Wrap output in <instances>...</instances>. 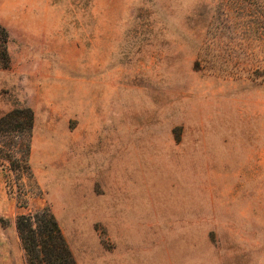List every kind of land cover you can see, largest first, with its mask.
I'll return each instance as SVG.
<instances>
[{
    "label": "rangeland",
    "instance_id": "1",
    "mask_svg": "<svg viewBox=\"0 0 264 264\" xmlns=\"http://www.w3.org/2000/svg\"><path fill=\"white\" fill-rule=\"evenodd\" d=\"M162 5L0 0V118L34 112L0 131V264L45 208L78 264H264V0Z\"/></svg>",
    "mask_w": 264,
    "mask_h": 264
},
{
    "label": "trees",
    "instance_id": "2",
    "mask_svg": "<svg viewBox=\"0 0 264 264\" xmlns=\"http://www.w3.org/2000/svg\"><path fill=\"white\" fill-rule=\"evenodd\" d=\"M260 14L264 20V14ZM8 42L9 31L0 21V65L3 67L10 63ZM33 124V110L17 107L0 118V131L8 127L23 138H29ZM16 229L27 264H78L57 218L50 210L45 208L18 216Z\"/></svg>",
    "mask_w": 264,
    "mask_h": 264
},
{
    "label": "crops",
    "instance_id": "3",
    "mask_svg": "<svg viewBox=\"0 0 264 264\" xmlns=\"http://www.w3.org/2000/svg\"><path fill=\"white\" fill-rule=\"evenodd\" d=\"M168 1L172 0H113V25H129L130 21L128 20L134 17L140 18L139 11L143 9H158L160 5L164 9H168L170 6L162 5L163 2L168 3Z\"/></svg>",
    "mask_w": 264,
    "mask_h": 264
}]
</instances>
